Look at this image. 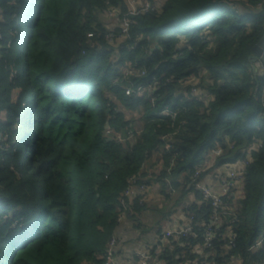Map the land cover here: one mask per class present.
<instances>
[{"label":"trees","instance_id":"16d2710c","mask_svg":"<svg viewBox=\"0 0 264 264\" xmlns=\"http://www.w3.org/2000/svg\"><path fill=\"white\" fill-rule=\"evenodd\" d=\"M160 1L122 41L109 14L125 0H0V264H103L121 214L138 229L148 208L121 207L132 178L158 187L157 227L182 208L197 236L166 238L151 263L263 264L264 71L249 57L264 0ZM133 65L144 75L122 81ZM153 77L157 91L124 94ZM166 108L174 120L158 116ZM106 124L139 134L120 143ZM242 162L206 247L213 209L195 184Z\"/></svg>","mask_w":264,"mask_h":264},{"label":"built area","instance_id":"2783aa9c","mask_svg":"<svg viewBox=\"0 0 264 264\" xmlns=\"http://www.w3.org/2000/svg\"><path fill=\"white\" fill-rule=\"evenodd\" d=\"M161 1L151 4L147 0H125L126 10L121 13L116 11V9L111 10V13L109 16H111L112 19H115L114 27H117L119 30V34L117 35L118 38L122 41H125L128 38L129 35V27L131 25L133 17L137 16L138 14L152 12L156 9H159ZM113 36L108 35L106 36L107 40H112ZM258 67L261 71H264V65L263 63L258 60ZM258 69V68H257ZM138 72L141 76L144 75V72H140L136 65H133L126 70L123 71V78L122 81L130 82V78L133 74ZM191 85H193L191 89V94H196L197 89L196 85L198 84L197 80H191ZM133 85H130L129 87H126L124 89V94L128 97L135 96V97H141L146 91L158 90V84L156 81V78H152L150 82L145 83V85L138 86L136 89L132 88ZM264 94V89H263ZM158 116H166L170 120H174L176 118V113H173L172 111H169L167 108L164 109L162 112L159 113ZM110 131V130H109ZM112 132V131H111ZM113 133V132H112ZM115 136V140L120 143H125L127 141L132 140L135 136L139 134L138 131H134L132 129H129L124 135L120 133H113ZM168 145L165 146V150H167ZM221 154V150L219 148H216L212 150L211 156L216 157ZM243 166L244 162L232 166L229 168V170L226 172L224 176H213V181L216 183L218 188H220V193L218 195H215L212 193L211 189L209 187L204 186V180L206 176L200 181L196 182V190H198L203 199L206 201H210L211 207L213 209V214L211 217V221L209 224L205 227L203 239L205 242L206 247L209 245V241L214 236L212 233L213 227H218L221 221V217L223 215H226V208L223 206L222 198L229 196V193L232 189H237L239 186L242 175H243ZM204 169H201L200 167H196L194 169V175L193 178L197 179L201 176ZM169 184V182H168ZM147 187L143 185H137L136 179L132 178L130 179L129 186L125 190L123 197L120 201V205L122 208L125 209V199H133L135 197H142L143 199H146L147 195ZM169 190L171 191V188L169 187ZM130 215L122 213L121 219L119 222H122L124 219L128 218ZM191 217H187V223L185 226H183L179 230H173V231H158V233H161V238L159 239L160 244L162 245L165 243L166 238H180L185 236H192L193 238H197L196 234L193 232V228L191 225ZM235 221V218L231 221L232 223ZM226 239L228 240L229 246H232V239L233 236L231 233L227 232ZM203 245V247H205ZM261 246V241L257 242L251 249H257ZM203 249V248H202ZM201 251V247L199 248ZM160 251V250H159ZM159 251H153V254H158ZM195 252H198L197 249H194ZM118 239L117 236H113L108 244L104 255V262L103 264H120L118 261ZM153 254H150V251L144 252V253H136L135 258L137 259V264H151V262L154 260ZM188 264V263H186ZM193 264H196L195 262Z\"/></svg>","mask_w":264,"mask_h":264},{"label":"crops","instance_id":"0c3cea01","mask_svg":"<svg viewBox=\"0 0 264 264\" xmlns=\"http://www.w3.org/2000/svg\"><path fill=\"white\" fill-rule=\"evenodd\" d=\"M256 68H258L259 72L261 71L258 67V61ZM135 126H139V124L136 123ZM229 168L230 167L227 166L219 167L212 173L208 174L204 180V186L209 187L213 194L218 195L220 193V188L214 183L213 176H224ZM147 189L145 203L148 208L138 216L140 228L137 229L133 220L128 218L124 219L117 227L118 261L120 264H137L135 254L138 252L144 253L151 250L159 251L161 248L159 242L161 233H158V231H162V233L164 231H176L181 229L187 223L185 212L182 208H179L168 217L167 222L160 227H157L153 218V211L154 208L160 210L164 202L156 185H150ZM151 264L161 263L153 262Z\"/></svg>","mask_w":264,"mask_h":264},{"label":"water","instance_id":"95a60500","mask_svg":"<svg viewBox=\"0 0 264 264\" xmlns=\"http://www.w3.org/2000/svg\"><path fill=\"white\" fill-rule=\"evenodd\" d=\"M252 56L249 57V60L253 63L256 62L258 60H260L263 65H264V35L262 36V38L259 40V42L252 48ZM251 70L253 73L257 72V69L255 66L251 67ZM263 72V71H260ZM108 113V111H106V114ZM108 128V125H105V129ZM98 182V181H97Z\"/></svg>","mask_w":264,"mask_h":264},{"label":"rangeland","instance_id":"374dc122","mask_svg":"<svg viewBox=\"0 0 264 264\" xmlns=\"http://www.w3.org/2000/svg\"><path fill=\"white\" fill-rule=\"evenodd\" d=\"M31 107V105H29V107L28 108H30ZM31 126L34 128V123L32 122V124H31ZM123 135V134H122ZM105 137L106 138H109V139H115V136H114V134L111 132V131H109V128H107V129H105Z\"/></svg>","mask_w":264,"mask_h":264}]
</instances>
